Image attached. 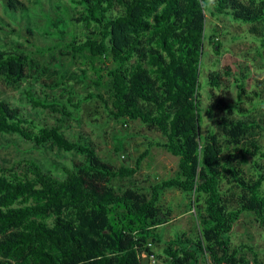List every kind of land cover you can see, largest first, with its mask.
Wrapping results in <instances>:
<instances>
[{"label":"trees","instance_id":"16d2710c","mask_svg":"<svg viewBox=\"0 0 264 264\" xmlns=\"http://www.w3.org/2000/svg\"><path fill=\"white\" fill-rule=\"evenodd\" d=\"M71 2L79 6L75 26L82 37L70 32L66 46L87 67L93 90L75 101L71 88L67 101L77 114L96 101L108 118L139 121L160 133L165 141L154 145L177 158V169L145 190L116 187L138 172L150 146L133 166L114 167L90 143L68 140L60 126L30 129L20 108L0 100V135L78 157L54 172L32 159L21 172L0 168V264H141L144 252L167 264H264L252 246L231 242L245 213L254 215L264 236V112L254 114L264 97L248 94L246 78L237 74L228 112L238 116L219 117L203 134L198 81L204 42L216 52L221 47L217 31L206 32L207 9L248 26L264 49V0ZM30 63L26 54L0 52V80H28ZM229 72L211 71L210 89ZM24 93L33 107L72 117L59 98L45 92L35 98L30 84ZM244 99L251 108L242 106ZM167 190L188 197L198 234L179 232L157 252L158 229L170 221L171 210L161 205Z\"/></svg>","mask_w":264,"mask_h":264},{"label":"rangeland","instance_id":"374dc122","mask_svg":"<svg viewBox=\"0 0 264 264\" xmlns=\"http://www.w3.org/2000/svg\"><path fill=\"white\" fill-rule=\"evenodd\" d=\"M78 9L79 6L71 0H0V52L26 54L31 60L28 80L18 85L0 80V100L20 108L32 122L30 129L36 126H60L68 140L90 143L98 156L114 167L133 166L137 156L150 146L149 156L141 162L138 172L131 178L114 182L116 187L135 185L145 190L155 182L173 176L177 169V158L154 145L164 142V137L158 132L148 131L139 121L125 124L108 118L96 101L83 104L80 114L67 101V92L71 88L75 101L93 90L87 67L74 61L66 46L71 40L70 32L74 31L79 38L82 37L75 26ZM205 16L206 32L215 29V40L221 47L216 52L215 48L204 42L198 75L203 134L214 128V122L219 117L238 116L235 110L228 112V108L236 102L233 83L237 74L241 73L246 78L248 94L256 91L264 97V49L247 33L248 26L235 23L228 17L211 16L208 9ZM225 68L230 69L231 75H222L220 87L210 89L208 74L211 71L223 72ZM29 84L33 87L35 98L42 100L43 92L59 98L72 117L66 119L51 109L33 107L24 93ZM218 100L223 104L217 103ZM242 106L251 108L245 99ZM209 109L212 114L206 113ZM263 112L264 104L254 109L256 117ZM27 159L36 160L54 172L57 165L69 166L78 157L56 148L34 147L17 136L0 135L1 169L21 172L25 168L23 161ZM161 205L171 210V214L170 221L158 229L161 240L155 248L157 252L179 232L189 236L198 234L194 215L188 210V197L177 190H167L161 198ZM231 242L233 245L245 243L252 246L264 262L263 230L253 214L240 216L233 225Z\"/></svg>","mask_w":264,"mask_h":264},{"label":"built area","instance_id":"2783aa9c","mask_svg":"<svg viewBox=\"0 0 264 264\" xmlns=\"http://www.w3.org/2000/svg\"><path fill=\"white\" fill-rule=\"evenodd\" d=\"M140 259H141V264H167L162 259L156 258L153 255H149L148 253L145 252L140 255Z\"/></svg>","mask_w":264,"mask_h":264}]
</instances>
